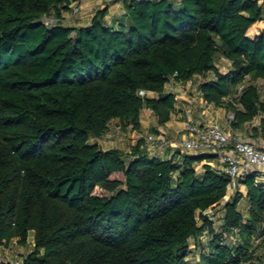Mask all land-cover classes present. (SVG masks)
I'll return each mask as SVG.
<instances>
[{"label": "trees", "instance_id": "16d2710c", "mask_svg": "<svg viewBox=\"0 0 264 264\" xmlns=\"http://www.w3.org/2000/svg\"><path fill=\"white\" fill-rule=\"evenodd\" d=\"M79 2L0 0V246H24L32 232L21 264H190V240L206 232L197 264H264L257 172L240 179L244 215L238 191L221 205L229 176L206 163L196 169L211 155L176 161L150 156L142 138L128 153L90 141L112 120L140 131L143 108L165 124L175 109L166 84L208 72L213 77L197 85L201 98L232 113V129L260 116L253 130L264 132L254 83L264 79V32L246 35L264 20V6L121 0L126 13L111 24L107 7L85 26L61 24L62 11ZM217 56L229 61L225 71ZM219 205L217 231L207 211ZM233 228L236 244L224 237Z\"/></svg>", "mask_w": 264, "mask_h": 264}, {"label": "crops", "instance_id": "0c3cea01", "mask_svg": "<svg viewBox=\"0 0 264 264\" xmlns=\"http://www.w3.org/2000/svg\"><path fill=\"white\" fill-rule=\"evenodd\" d=\"M257 2L261 6H264V0H257ZM72 5L69 9L62 11V18H61L60 23L65 26H70V27L85 26L90 22V19L96 10L103 9L106 7L108 9V12H107L105 19L107 23L109 24H111L114 21L122 19L126 13L121 0H80L79 5L81 8V12L79 13V15L72 16V18L68 19L69 17L68 12H71L73 9ZM261 32H264V20L257 21L253 23L252 25H250V27L246 31V35L249 38H254L257 35H259ZM215 62L217 66L219 63H222L225 66V69H227L229 65V61L221 56H217L215 59ZM212 77H213V73L208 72L204 75H195L191 79L187 80L186 82H176V81L168 82L165 86V90L175 94V109L170 119L165 124L159 125L157 122V118L152 113V111L149 108H143L141 111V115H140V122H141L140 131L131 130V128L121 129L119 128L120 126H118L116 129H121V130L114 132V134H109L108 132L109 128H108L106 133L103 134L101 137L93 138L94 139L93 141L91 140L92 139L91 138L90 141L96 142L99 145V147H101L104 150L110 149V148H118L122 150L123 152H126V153L130 152L131 148L139 140V139L136 140V143H134V140H130V137L132 138L136 132H139V133L143 132V129L146 126L142 124L143 122L142 112L147 110L152 116L149 122L153 126L155 130V134H157L159 138L155 142V144L150 145L149 148H146L145 144L143 143L142 147H145L143 149L146 150V152L150 156H158L162 159H169L173 157L174 160L179 161L182 155V152L180 150L174 151L173 149L169 147L163 148L162 146H160V144L162 143V139H166V140H169L175 143H180L181 140L187 136V133L185 132L184 127L188 121H194L198 124L216 123L224 131L231 132L234 138L242 139L241 137H243L244 140L254 142L258 145L264 144L260 142V138L264 136V132H259L258 134L252 135L251 132H254L253 128L255 126H253L251 132H249L248 134H247V126H244L241 129H236V130L232 129L230 126V122L226 120L227 119L226 117L229 112H227L226 109H224L223 107H218L212 103H207L201 98L198 92V89H197V85L199 84V82L211 79ZM172 83H174L172 85V88L168 87V84H172ZM150 94L152 96L155 93L150 92ZM260 98H261V95H260ZM261 100H264V99L261 98ZM113 121H118V120H112L111 122ZM118 125H119V121H118ZM137 135L139 136L140 134H137ZM106 137H110V138L114 137L113 139H110L107 141L108 143H110V146L105 141ZM117 142H120V145H122V147H120ZM102 143H105V144H102ZM131 145L133 146L130 148ZM189 153L211 155L212 158L201 161L200 163L201 166L206 163L214 168L220 167V163L215 154H211L208 152H189ZM255 182L257 184H264V176L259 175L255 179ZM240 187L243 188V191L240 189ZM236 191L242 194L238 208L244 215H246L248 213L249 203L247 202L246 197H245L246 187L242 183H239L237 186H234V187L228 186L227 195L225 196L221 205ZM241 202H242V206H241ZM216 208L220 209V205L216 206L214 209ZM220 212L223 215V211L221 209H220ZM221 222L222 220H220L219 223L221 224ZM213 225H214V220H213ZM29 251H31V249ZM22 256L20 257L21 260L23 258ZM17 260L18 259L16 258L15 261ZM0 261L14 262L11 259L7 258L6 254H3L0 257Z\"/></svg>", "mask_w": 264, "mask_h": 264}, {"label": "built area", "instance_id": "2783aa9c", "mask_svg": "<svg viewBox=\"0 0 264 264\" xmlns=\"http://www.w3.org/2000/svg\"><path fill=\"white\" fill-rule=\"evenodd\" d=\"M78 4L75 3L74 5L75 11H78ZM46 23L48 22L46 21ZM140 95L147 96V93L141 91ZM228 119L231 122L232 113H228ZM184 130L187 136L180 143L162 139L160 146L169 147L174 151L180 150L182 153L208 152L215 154L220 163V167L217 169L229 176V186L231 187L237 186L240 179L249 172H257L264 176V145L234 138L231 132L224 131L216 123L198 124L194 121H188ZM158 139V135L155 133L147 134L144 142L145 147L149 148L150 145H154ZM224 236L230 244H236L239 241L237 228L231 229ZM15 263L21 264L22 262L17 260Z\"/></svg>", "mask_w": 264, "mask_h": 264}, {"label": "rangeland", "instance_id": "374dc122", "mask_svg": "<svg viewBox=\"0 0 264 264\" xmlns=\"http://www.w3.org/2000/svg\"><path fill=\"white\" fill-rule=\"evenodd\" d=\"M74 5L75 4L72 5V7H73L72 11L68 12V15H69L68 19L72 18V16L79 15V13L81 12L80 5L78 4L79 5L78 11H75L76 7ZM44 20L47 21L48 23L55 21V19L52 18V16H46L44 18ZM218 67L222 71L226 70L225 66L222 63H219ZM254 83L257 85V87H258V89L260 91L261 98L264 99V79H257V80L254 81ZM173 84L174 83L168 84V87L172 88ZM146 93H147L148 96H151L149 91H146ZM154 95H152V96H154ZM144 112H142L143 113V115H142V119H143L142 124L144 126H146V127H144L143 132H141V133L136 132L135 135H133L132 138L130 137V140H134V143H136V140H138L140 138H142L144 140V142H145V137L147 136V134L155 133V132H153V130H154L153 126L149 122V120L152 118L151 114L147 110L144 111ZM226 118H227L226 120L229 121L228 115H227ZM259 121H260V116L255 117L250 123L246 124V126H247V134L249 132H251L253 126H258ZM118 126H119L118 125V121L111 122L110 125H109V130H108L109 134H114V132H116L118 130H121V129H116ZM129 128H131V127H128V129ZM131 130H133V129L131 128ZM137 134H140V135L138 136ZM251 134L253 135L254 132H251ZM113 138L106 137L105 141L107 142L108 140L113 139ZM241 138L243 139V137H241ZM91 140L93 141L94 139L92 138ZM260 142L264 143V136H262L260 138ZM117 143L119 144L120 147H122V145H120V142H117ZM102 144H105V143H102ZM107 144H109V146H110V143L107 142ZM262 145H264V144H262ZM132 146L133 145H131L130 148ZM142 148H145V147H142ZM200 166H201V164L197 165L196 169L199 170L201 168ZM240 189L243 191L242 187H240ZM241 206H242V202H241ZM207 214L212 218V220H214V227L217 228V231H218L219 230V226H220L219 222L221 220L220 218H221V215H222L221 212H220V209L219 208L210 209V210L207 211ZM208 238H209V234L204 232L203 234H201L198 237V239L196 240V244H195V242L193 240H190V243H189L190 244V252H189V254L186 257V260H187L188 263L197 264L199 262V260L201 259V253L207 251V248H208V246H207V242L208 241L207 240H208ZM262 239H264V237H262ZM255 240H256V242H258L257 240H259V238L256 237ZM260 240H261V238H260ZM32 247H33V233L29 232L27 242H26V244L24 246L18 245L16 243V241H12L9 245H1L0 246V254H1L0 257L3 254H6L7 258L11 259L12 261L15 262V259L17 258L19 260V262H22L20 257L22 255L26 254L30 249H32Z\"/></svg>", "mask_w": 264, "mask_h": 264}]
</instances>
